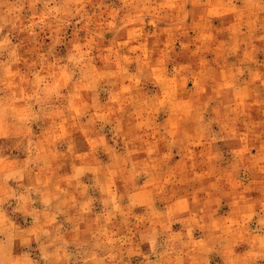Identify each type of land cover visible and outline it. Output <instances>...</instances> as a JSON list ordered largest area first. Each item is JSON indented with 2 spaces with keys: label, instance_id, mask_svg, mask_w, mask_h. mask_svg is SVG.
<instances>
[{
  "label": "rangeland",
  "instance_id": "1",
  "mask_svg": "<svg viewBox=\"0 0 264 264\" xmlns=\"http://www.w3.org/2000/svg\"><path fill=\"white\" fill-rule=\"evenodd\" d=\"M0 264H264V0H0Z\"/></svg>",
  "mask_w": 264,
  "mask_h": 264
}]
</instances>
